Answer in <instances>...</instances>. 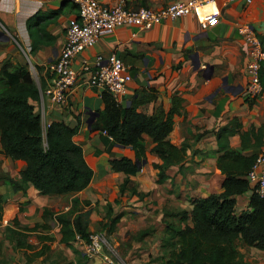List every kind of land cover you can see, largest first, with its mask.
<instances>
[{
    "label": "crops",
    "instance_id": "0c3cea01",
    "mask_svg": "<svg viewBox=\"0 0 264 264\" xmlns=\"http://www.w3.org/2000/svg\"><path fill=\"white\" fill-rule=\"evenodd\" d=\"M98 1L107 5L123 2L129 8L158 11L176 0ZM217 6L219 15L205 28L196 14L163 19L141 32L135 27H121L83 52L90 58L97 53H116L123 60L132 80L117 103L122 107H129L140 97L137 111L153 115L159 109L168 111L173 95L181 98L168 139L177 146L186 143L184 161L170 166L165 179L160 181L153 164L161 160L152 152L148 134L143 133L141 140L146 157L136 161L130 146L115 143L104 131L91 128L105 107L97 90L76 85L63 105L53 104L41 93L42 86L53 78L49 65L61 52L66 25L77 16L76 6L70 0H0V31L5 32L0 34V63L9 60L29 68L39 89V98L33 101L34 110L45 122L78 125L73 139L82 147L93 171L85 189L62 194H40L31 185L14 191L10 184L0 180L4 205L0 221L3 239L0 264H33L36 260L28 261L27 255L33 257V254L24 252L5 237L10 219L17 216L24 225L41 223L45 221L42 208L47 207L54 213L48 218L57 223L55 214L67 211L76 198L79 209L90 211V230L97 223L115 249L121 251V264H157L162 261L160 257L165 249L167 222L178 224L179 213L189 211L193 199L222 192L224 175L216 164L222 153L217 142L218 129L236 120L240 126L229 137V147L236 150H241L242 132L264 129V93L252 100L242 95L247 82L248 54L247 44L236 27L247 22L257 34H264V0L250 3L217 0ZM91 112L98 113L92 121ZM263 150L249 146L243 152L259 154ZM121 157H128L140 166L136 174L129 176L130 182L122 193L118 186L126 174L110 168V161ZM24 166L23 160H12L0 153V175L16 178ZM258 169H264V165ZM248 194L237 196V211L248 209ZM107 203L114 215L121 216L111 233L100 225ZM57 226L59 232L58 223ZM47 232L48 229H43L36 233ZM32 243L36 250L43 244L40 240ZM83 256L82 261L93 264ZM77 261L78 258L69 264H78ZM94 264L104 263L96 257Z\"/></svg>",
    "mask_w": 264,
    "mask_h": 264
},
{
    "label": "trees",
    "instance_id": "16d2710c",
    "mask_svg": "<svg viewBox=\"0 0 264 264\" xmlns=\"http://www.w3.org/2000/svg\"><path fill=\"white\" fill-rule=\"evenodd\" d=\"M258 36L264 49V34ZM260 81L264 87V72L260 74ZM101 96L105 107L91 125L92 129L104 131L115 143L130 146L136 161L146 157L141 140L143 133L148 134L152 140V152L161 160V163L153 164L160 181L165 179V171L170 166L184 161L186 143L177 146L168 139L173 116L179 112L180 97L172 96L168 111L159 109L155 114L148 115L136 109L140 97L126 108L118 105L108 93L104 92ZM38 98L39 89L27 66L9 60L0 63V153L12 160L25 162L16 178L0 175V180L10 184L14 191L31 185L40 194L79 192L89 185L93 171L84 158L82 147L73 139L78 125L52 121L44 131L42 118L33 105ZM239 126L234 119L217 132L222 153L217 157L216 164L224 175L222 192L193 199L191 209L179 213L178 224L167 222L165 249L160 257L162 261L157 264H249L238 250L239 245L264 250V194L251 191L246 178L257 154L243 152L249 146L264 148V129L250 128L242 132L241 150H236L229 147V137L236 133ZM136 161L128 157L110 161L113 171L126 174L118 186L120 193L127 189L129 176L139 171ZM249 191L248 209L237 211V196ZM131 192L136 193L134 189ZM3 211L0 196V221ZM53 214L49 208H42L44 219ZM120 217L113 214L111 205L107 203L100 221L102 229L111 233ZM55 219L59 225V243L78 253V264H85L82 263L84 256L81 251L77 252L75 244L78 243L77 237L89 240L92 232L89 228L90 211L79 209L76 198L67 211L56 213ZM48 228L45 222L21 224L15 216L5 227V237L24 252L30 251L33 257L27 255V260L32 261L43 255L48 247L42 245L36 250L29 237L36 234L40 241L50 240L47 234L36 233ZM2 241L0 238V252Z\"/></svg>",
    "mask_w": 264,
    "mask_h": 264
},
{
    "label": "built area",
    "instance_id": "2783aa9c",
    "mask_svg": "<svg viewBox=\"0 0 264 264\" xmlns=\"http://www.w3.org/2000/svg\"><path fill=\"white\" fill-rule=\"evenodd\" d=\"M77 8V16L71 18L65 29V41L58 57L49 65L53 75L50 83L41 89L55 105L66 103L71 89L76 85H86L97 90L100 95L108 93L116 103H120L127 92L132 76L123 60L116 54L97 53L91 58L83 52L91 49L97 41L111 35L121 27H135L138 31L148 30L163 19L196 14L203 28L219 15L217 0H176L158 11L145 7L129 8L123 2L107 5L98 0H70ZM236 1V0H229ZM250 3L252 0H243ZM237 31L247 44V82L242 95L247 100L264 93L260 74L264 72V49L258 34L251 24L238 23ZM41 116V115H40ZM42 118V117H41ZM43 129L49 123L42 120ZM264 150L246 174L253 192L264 194ZM83 243V254L89 258H99L104 264H118L114 248L110 246L101 232H91L89 240L77 237Z\"/></svg>",
    "mask_w": 264,
    "mask_h": 264
},
{
    "label": "rangeland",
    "instance_id": "374dc122",
    "mask_svg": "<svg viewBox=\"0 0 264 264\" xmlns=\"http://www.w3.org/2000/svg\"><path fill=\"white\" fill-rule=\"evenodd\" d=\"M44 220H45L44 222L49 226L48 232L46 234L51 239L41 241L43 242L42 245H47L48 248H46L43 255L35 258L36 260L33 262V264H69L70 261L74 263L73 261H76L78 258V253L72 251V249H69L68 247L63 246L62 244L59 243L58 226H57V223L52 218L47 217ZM44 222H41V223H44ZM92 232H101L105 235L108 244L114 248V251L117 255L118 264H121L120 259H119V256L121 257L120 255L121 251L118 249H115V247L111 244L108 234L100 230L97 223L94 224ZM30 239L32 242H36L38 240V238L36 237V234H31L29 237V240ZM75 246H76L75 249L77 250V252L79 251L83 252V248H84L83 243L78 242L77 245L75 244ZM237 248L240 251L243 259H245L249 264H264V252L263 251H259L251 247H244L242 245H239ZM14 261L19 262V260H14ZM88 261L91 263L93 262L94 264V258L92 259L88 258ZM82 263L87 264L86 260L82 261ZM146 263L144 262V264Z\"/></svg>",
    "mask_w": 264,
    "mask_h": 264
},
{
    "label": "water",
    "instance_id": "95a60500",
    "mask_svg": "<svg viewBox=\"0 0 264 264\" xmlns=\"http://www.w3.org/2000/svg\"><path fill=\"white\" fill-rule=\"evenodd\" d=\"M0 34L1 35H4L5 34V32L4 31H0ZM90 115H91V119H90V121H92V120H94V117L95 116H97L98 115V113L97 112H95V113H90ZM140 167V166H139ZM251 191H249V193H250Z\"/></svg>",
    "mask_w": 264,
    "mask_h": 264
}]
</instances>
